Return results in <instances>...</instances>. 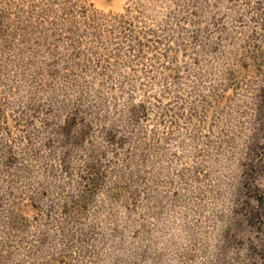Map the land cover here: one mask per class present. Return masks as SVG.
Segmentation results:
<instances>
[{
    "label": "rangeland",
    "instance_id": "1",
    "mask_svg": "<svg viewBox=\"0 0 264 264\" xmlns=\"http://www.w3.org/2000/svg\"><path fill=\"white\" fill-rule=\"evenodd\" d=\"M0 264H264V0H0Z\"/></svg>",
    "mask_w": 264,
    "mask_h": 264
}]
</instances>
